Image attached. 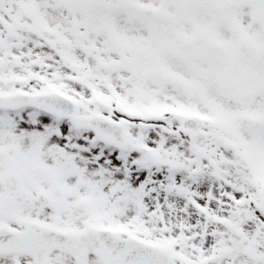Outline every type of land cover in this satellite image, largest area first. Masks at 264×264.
<instances>
[{"label":"snow or ice","instance_id":"1","mask_svg":"<svg viewBox=\"0 0 264 264\" xmlns=\"http://www.w3.org/2000/svg\"><path fill=\"white\" fill-rule=\"evenodd\" d=\"M0 264H264V0H0Z\"/></svg>","mask_w":264,"mask_h":264}]
</instances>
